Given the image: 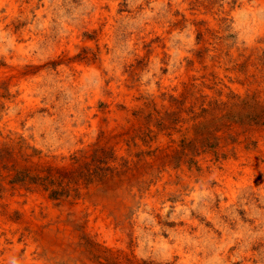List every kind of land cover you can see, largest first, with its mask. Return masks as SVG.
<instances>
[{
  "label": "rangeland",
  "instance_id": "obj_1",
  "mask_svg": "<svg viewBox=\"0 0 264 264\" xmlns=\"http://www.w3.org/2000/svg\"><path fill=\"white\" fill-rule=\"evenodd\" d=\"M0 264H264V0H0Z\"/></svg>",
  "mask_w": 264,
  "mask_h": 264
},
{
  "label": "trees",
  "instance_id": "obj_2",
  "mask_svg": "<svg viewBox=\"0 0 264 264\" xmlns=\"http://www.w3.org/2000/svg\"><path fill=\"white\" fill-rule=\"evenodd\" d=\"M233 98H235L237 100V103H240V104H247V100H244L239 98L238 96H233ZM239 100V101H238ZM219 105H222V106H228L230 105V102H216ZM203 111H206V110H203ZM225 117H227V114L225 115ZM224 118V117H223ZM240 121H242V119H239Z\"/></svg>",
  "mask_w": 264,
  "mask_h": 264
}]
</instances>
